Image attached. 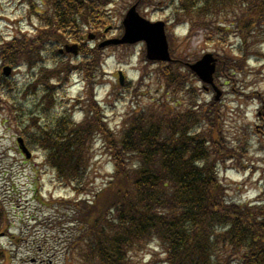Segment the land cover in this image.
<instances>
[{
	"label": "trees",
	"instance_id": "16d2710c",
	"mask_svg": "<svg viewBox=\"0 0 264 264\" xmlns=\"http://www.w3.org/2000/svg\"><path fill=\"white\" fill-rule=\"evenodd\" d=\"M20 1L38 26L32 36L22 33L0 42V63L37 70L33 84L42 88L43 106L39 114H30L18 137L40 145L59 180L80 197L60 206L67 223L77 226L72 225L70 238L59 247L66 264H75V257L69 256L76 254L81 258L77 264H132L134 253L150 243L164 254L162 264H264V168L256 198L243 202L227 198L228 186L218 177L219 171L225 160L239 159L242 152L224 144L219 103L202 97L196 84L189 86L193 75L185 66L189 60L175 55L170 43L172 61L158 62L155 77L162 93H183L185 107L179 109L178 101L165 95L161 101L160 96L127 112L115 134L104 123L105 110L95 100L104 49L87 44V34L99 36L110 26L116 0H38L42 10L36 9V0ZM142 1L133 4H153ZM160 3L169 10L167 28L187 26L185 38L201 29L207 40L235 39L232 54L218 60L216 81L222 78L230 83L232 93L256 100L257 116L264 119V92L245 93L237 85L245 62L264 44V0ZM167 37L171 41L169 29ZM67 43L80 45L75 61L59 54ZM72 73L86 83L83 116L76 122L65 108L57 120L52 119L48 108L54 101L53 89ZM9 79L0 72V110L7 107L13 117L15 98ZM71 105L74 109L77 103ZM261 126L257 135L264 134V120ZM98 137L106 144L113 171L88 198L90 153ZM6 220L0 201V233L6 232ZM43 250L47 256L56 254L52 248ZM8 260L9 251L0 247V264Z\"/></svg>",
	"mask_w": 264,
	"mask_h": 264
},
{
	"label": "rangeland",
	"instance_id": "374dc122",
	"mask_svg": "<svg viewBox=\"0 0 264 264\" xmlns=\"http://www.w3.org/2000/svg\"><path fill=\"white\" fill-rule=\"evenodd\" d=\"M143 0L142 2H144ZM36 9H43L36 0ZM134 0H116L110 12L112 23L106 33V37H119L122 33V19ZM163 0H152L145 5L137 7L138 12L149 20H166L169 10L161 7ZM38 26L37 19L29 12L25 3L20 0H0V42L7 41L13 36L22 33L32 36ZM168 27L171 34L169 43L175 50V55L186 57L189 62H195L204 53H213L220 59L235 47V39L231 38L224 43L215 39L207 40L206 31L197 29L190 38H185L188 27ZM96 42H87L91 44ZM144 44L137 43L127 46H108L104 49V61L97 78L99 84L95 90V100L105 110L104 123L115 134L118 133L124 115L140 108L142 105L152 103L161 96H167L172 101L179 102V109L185 107L186 99L183 93H162L161 85L156 83L158 65L145 57ZM171 48V47H170ZM102 49V51H103ZM264 44L260 47L259 54L253 55L247 60L240 74V89L247 93L250 91L264 92ZM75 61L70 54L63 55V59ZM1 68V63H0ZM126 75V84L120 86L118 71ZM217 71V68H216ZM191 72V71H190ZM37 70L27 66L13 68L9 82L13 85L15 107L13 117L7 107L0 110V199L7 208L9 219L6 220L7 232L0 233V246L9 251L10 260L7 264H66L64 255L53 252L47 256L42 253L44 248L53 247L59 249L64 245L63 241L70 238V228L77 229L76 224L68 222L60 206L70 205L80 197L59 180L56 170L50 164L46 152L40 145L33 146L25 140L31 157L26 158L17 149L16 137L22 126L29 124L30 114H39L38 110L43 106V92L36 84H33ZM192 73V72H191ZM146 75L142 81L140 76ZM149 75V76H148ZM194 75V74H193ZM189 75L188 84H195L201 89L202 97L211 100L212 90L206 91L202 83L194 75ZM197 79V80H196ZM216 80V73H215ZM224 79L216 81V85L222 90L219 96L221 129L226 146L241 151L239 159H227L221 166L218 177L227 184V198L229 200L245 201L257 197L260 182L259 175L264 168V134L257 135V129L262 128V118L258 114V102L231 92L230 83H224ZM54 101L48 108L49 117L56 120L68 107L70 118L79 120L82 110L86 105L87 88L84 87L79 75L69 76L68 80L53 89ZM162 94V95H161ZM78 98L81 102H77ZM165 99V97L163 98ZM219 101V102H218ZM74 103L76 107L71 108ZM257 111V112H256ZM45 117L42 114L40 117ZM46 118H42L44 122ZM204 126L208 128V124ZM264 132V131H263ZM23 137V136H22ZM106 144L98 137L92 145L90 153V170L87 172L90 194L93 198L108 181L113 171V161ZM58 208H54L53 206ZM43 248L41 253L36 251ZM58 250H56L57 253ZM35 254V256L33 255ZM132 264H162L164 254L156 246L150 243L146 248L134 253ZM77 264L81 258L70 255Z\"/></svg>",
	"mask_w": 264,
	"mask_h": 264
},
{
	"label": "water",
	"instance_id": "95a60500",
	"mask_svg": "<svg viewBox=\"0 0 264 264\" xmlns=\"http://www.w3.org/2000/svg\"><path fill=\"white\" fill-rule=\"evenodd\" d=\"M124 33L121 38L109 39L100 44V46L108 44H124L135 43L138 41H144L146 48V58L154 61H169L170 53L168 50L167 38L165 35V24L163 21L150 22L139 15L136 11V5L131 6L123 21ZM93 36L91 35L90 38ZM66 51L76 53V45L66 46ZM217 59L212 53H205L200 59L194 63L188 64L191 71H193L197 77L204 83L209 84L215 90V99H218L221 91L214 84L213 74L215 72ZM5 75L10 72V67L3 68ZM120 81L122 82L124 77L119 72ZM19 142L21 140L19 139ZM23 152L29 156V152L24 146H21Z\"/></svg>",
	"mask_w": 264,
	"mask_h": 264
}]
</instances>
